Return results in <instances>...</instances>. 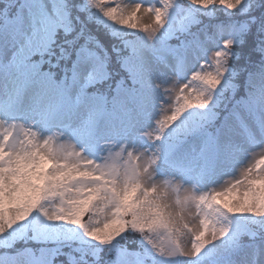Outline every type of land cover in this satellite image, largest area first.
Masks as SVG:
<instances>
[{"label":"snow or ice","instance_id":"obj_1","mask_svg":"<svg viewBox=\"0 0 264 264\" xmlns=\"http://www.w3.org/2000/svg\"><path fill=\"white\" fill-rule=\"evenodd\" d=\"M0 264H264V0H0Z\"/></svg>","mask_w":264,"mask_h":264},{"label":"rangeland","instance_id":"obj_2","mask_svg":"<svg viewBox=\"0 0 264 264\" xmlns=\"http://www.w3.org/2000/svg\"><path fill=\"white\" fill-rule=\"evenodd\" d=\"M125 2H128V0H125ZM145 2H148V0H145ZM246 158L245 157H241L239 160V163H243L244 160ZM235 174V167H233L230 171L226 172V173H221L220 175H217L213 181H212V185H216L222 182L224 175H234Z\"/></svg>","mask_w":264,"mask_h":264},{"label":"trees","instance_id":"obj_3","mask_svg":"<svg viewBox=\"0 0 264 264\" xmlns=\"http://www.w3.org/2000/svg\"><path fill=\"white\" fill-rule=\"evenodd\" d=\"M132 237H130V239H131Z\"/></svg>","mask_w":264,"mask_h":264}]
</instances>
